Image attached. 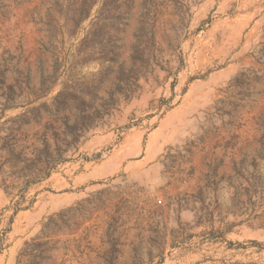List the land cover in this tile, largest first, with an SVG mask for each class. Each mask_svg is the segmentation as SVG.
Instances as JSON below:
<instances>
[{
  "label": "rangeland",
  "instance_id": "1",
  "mask_svg": "<svg viewBox=\"0 0 264 264\" xmlns=\"http://www.w3.org/2000/svg\"><path fill=\"white\" fill-rule=\"evenodd\" d=\"M0 264H264V0H0Z\"/></svg>",
  "mask_w": 264,
  "mask_h": 264
}]
</instances>
